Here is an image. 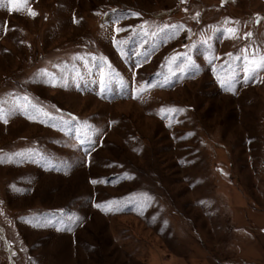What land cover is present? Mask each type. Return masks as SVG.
Returning <instances> with one entry per match:
<instances>
[{
    "label": "rangeland",
    "instance_id": "rangeland-1",
    "mask_svg": "<svg viewBox=\"0 0 264 264\" xmlns=\"http://www.w3.org/2000/svg\"><path fill=\"white\" fill-rule=\"evenodd\" d=\"M262 59L264 0H0V264H264Z\"/></svg>",
    "mask_w": 264,
    "mask_h": 264
},
{
    "label": "snow or ice",
    "instance_id": "snow-or-ice-1",
    "mask_svg": "<svg viewBox=\"0 0 264 264\" xmlns=\"http://www.w3.org/2000/svg\"><path fill=\"white\" fill-rule=\"evenodd\" d=\"M12 2L15 4V3L17 2V0H12ZM19 3H20L21 5H24V4L27 3V0H19ZM16 10H19V8H17ZM29 12H30V14L33 15V16L36 14L35 12H33V11H31V10H29ZM261 66H264V59H262V61H261Z\"/></svg>",
    "mask_w": 264,
    "mask_h": 264
}]
</instances>
